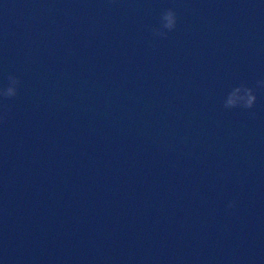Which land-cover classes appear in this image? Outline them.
<instances>
[{"label": "water", "instance_id": "1", "mask_svg": "<svg viewBox=\"0 0 264 264\" xmlns=\"http://www.w3.org/2000/svg\"><path fill=\"white\" fill-rule=\"evenodd\" d=\"M10 74L0 264H264V0H0Z\"/></svg>", "mask_w": 264, "mask_h": 264}, {"label": "clouds", "instance_id": "2", "mask_svg": "<svg viewBox=\"0 0 264 264\" xmlns=\"http://www.w3.org/2000/svg\"><path fill=\"white\" fill-rule=\"evenodd\" d=\"M179 17L174 8L165 10L160 17V25L152 29L153 36L159 38H166L168 34L177 28ZM21 80L16 75L8 76L7 87L0 88V98L5 100L14 99L19 94ZM256 88H264V80L256 82V87H250L247 83H241L233 88L224 99V108L231 110L242 108L251 110L256 107L258 96L256 95ZM6 119V113L0 115V121ZM228 208L235 209L236 202L232 201L228 204Z\"/></svg>", "mask_w": 264, "mask_h": 264}]
</instances>
